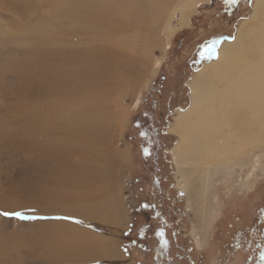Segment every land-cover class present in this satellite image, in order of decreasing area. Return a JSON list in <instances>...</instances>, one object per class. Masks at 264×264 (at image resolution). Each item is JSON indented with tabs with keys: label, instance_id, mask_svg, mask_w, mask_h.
Listing matches in <instances>:
<instances>
[{
	"label": "rangeland",
	"instance_id": "374dc122",
	"mask_svg": "<svg viewBox=\"0 0 264 264\" xmlns=\"http://www.w3.org/2000/svg\"><path fill=\"white\" fill-rule=\"evenodd\" d=\"M253 1L200 3L189 14L188 25L169 35L162 32L149 55L140 57L146 76L132 89L125 85L130 89L120 93L121 108H126L128 116L119 131L114 126L106 141L99 144L83 139L76 140L80 143L61 141L58 149L79 146L86 150L84 156L56 153L62 159H50L40 151L24 148L0 126V213L21 212L37 217L22 220L0 215V264H70L59 257L58 260L53 252L56 241H62L54 235L53 223L59 221L64 223L62 231L74 227L111 240L121 257L111 258L113 253L108 259L84 261L88 256H77L76 262L84 261L80 264H264V160L256 161L254 157L259 149L250 154L244 170L238 166L239 159L231 173L225 172V164L213 165L205 178L196 179L201 188L188 187L182 192L175 186L169 152L176 138L166 132L177 109L189 105V77L215 56L222 40L234 36ZM54 3L0 0V119L8 120L7 124L4 121L5 127H10L8 131L16 129L11 111H17L24 102L34 105L41 98L47 99L50 84L38 79L43 67L38 61H49L62 51L91 43L88 36L81 34L83 29L68 26H62L66 35L60 44L42 39L38 45L16 32L18 23L42 29L43 11L48 6L53 9ZM18 5L34 10L23 19ZM50 35L54 40L59 38L58 33L49 32ZM206 44H213L215 51L201 56ZM126 81L131 84L130 79ZM81 162L92 173L93 179L87 184L81 178L74 183L68 181L62 169L59 179L51 173L57 165ZM247 179L249 187L243 188L242 181ZM187 196L193 206L189 211ZM66 197L89 202L87 206L92 201L93 206H107L102 213L84 219L71 214L74 207H80L78 201L64 203L70 207L69 213L66 211L69 215L57 211L61 203L55 199Z\"/></svg>",
	"mask_w": 264,
	"mask_h": 264
},
{
	"label": "bare ground",
	"instance_id": "6f19581e",
	"mask_svg": "<svg viewBox=\"0 0 264 264\" xmlns=\"http://www.w3.org/2000/svg\"><path fill=\"white\" fill-rule=\"evenodd\" d=\"M208 1L53 0V9L48 6L43 11L42 29L35 24L18 23L16 32L27 35L38 45L42 39L60 44L66 35L62 26H68L83 29L81 34L88 36L91 43L62 51L49 61H38L43 66L38 79L50 84L46 88L47 99L41 98L34 105L24 102L17 111H11L16 125L14 131H8L10 127H5L8 120H2L3 117L0 126L21 146L40 151L50 159L56 153L86 155V150L79 146L58 148L62 140L104 143L114 126L117 125L119 131L128 116L126 108H121L120 93L140 84L146 76L140 57L149 55L152 44L158 42L162 32L169 35L188 25L189 14L200 3ZM17 9L26 19L34 7L18 5ZM174 17L176 20L173 22ZM49 32L58 33L59 38L54 40V35L48 37ZM95 41L100 44H95ZM125 85H130V88ZM187 85L189 105L177 109L166 129L176 138L169 152L173 158L175 186L180 191L186 192L188 187L198 190L200 186L196 179L205 178L209 174L208 168L213 165L225 164V172L231 173L239 159L238 166L244 170L250 162V154L258 149L255 160H264V0L253 1L248 16L239 22L234 36L222 40L215 56L195 69ZM7 117L11 119V116ZM53 142H57V149ZM55 157L57 161L62 159L59 154ZM86 168L85 163H64L57 165L51 173L59 179V169H62L68 181L74 183L81 178L87 184L93 177ZM94 178L97 179V173ZM248 182V179L243 180L242 187L248 188ZM186 199L189 211L193 209L190 205L192 200L189 196ZM55 200L61 203L57 205L60 212L70 210L64 203L78 201L80 207H74L71 212L84 219L102 213L107 206H93V201L92 206H87L89 202L85 204L77 197ZM198 206L196 203L195 209ZM50 208L53 209L52 206ZM115 209L113 217L118 215ZM54 224L57 223H53L54 235L62 240L53 245L58 260L80 264L99 258L108 259L113 253L115 255L111 258H121L111 240L106 242L74 227L62 231V225ZM60 230L62 233L56 236ZM68 234L71 235L70 240L67 239ZM82 255L89 259L76 262L79 261L77 256Z\"/></svg>",
	"mask_w": 264,
	"mask_h": 264
},
{
	"label": "snow or ice",
	"instance_id": "6c2138e0",
	"mask_svg": "<svg viewBox=\"0 0 264 264\" xmlns=\"http://www.w3.org/2000/svg\"><path fill=\"white\" fill-rule=\"evenodd\" d=\"M228 2L230 3H235V0H228ZM214 43H218V42H214ZM215 49H214V46L213 44H206L203 46V49L201 51V56H204L206 53L207 54H212L214 53ZM0 215H4L6 217L8 216H12V217H17L19 219H36L37 217H29V216H25L23 213L21 212H3V213H0ZM65 219H70V218H65Z\"/></svg>",
	"mask_w": 264,
	"mask_h": 264
},
{
	"label": "crops",
	"instance_id": "0c3cea01",
	"mask_svg": "<svg viewBox=\"0 0 264 264\" xmlns=\"http://www.w3.org/2000/svg\"><path fill=\"white\" fill-rule=\"evenodd\" d=\"M69 211H70V210H68L67 212L69 213ZM67 212H64V213H66V215H69V214H67ZM71 214H72V212H71ZM70 216H72V215H70ZM59 222H60V223H57L58 225L56 224V226H58V227H59L60 224L62 225V222H61V221H59ZM69 225H70V224H69ZM58 230H59V229H58ZM60 233H61L60 231H59V232L57 231L56 236H59Z\"/></svg>",
	"mask_w": 264,
	"mask_h": 264
}]
</instances>
